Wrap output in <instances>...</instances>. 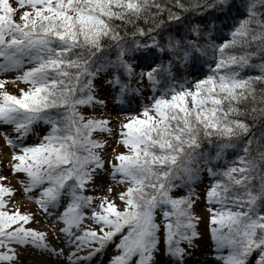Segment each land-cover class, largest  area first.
Masks as SVG:
<instances>
[{
  "label": "snow or ice",
  "instance_id": "obj_1",
  "mask_svg": "<svg viewBox=\"0 0 264 264\" xmlns=\"http://www.w3.org/2000/svg\"><path fill=\"white\" fill-rule=\"evenodd\" d=\"M106 248L264 264V0H0V264Z\"/></svg>",
  "mask_w": 264,
  "mask_h": 264
},
{
  "label": "rangeland",
  "instance_id": "obj_2",
  "mask_svg": "<svg viewBox=\"0 0 264 264\" xmlns=\"http://www.w3.org/2000/svg\"><path fill=\"white\" fill-rule=\"evenodd\" d=\"M6 83H7V85L9 84L8 85L9 87H11L10 84L13 83V82L7 81ZM112 115H113V117H115L116 113L113 112ZM9 181L13 183V186H16L15 185V181H12L10 178H9ZM17 200H18L19 205L21 203L20 208H21L22 211L25 210V208H27L29 211H33V212L36 211V207L37 206L33 202H31V201H29V200H27L25 198H22L19 195L17 196ZM205 211H206V209L203 206V204L201 203V207L197 209L198 214H201V217H202L201 224L199 225V228H200L201 232H205L206 231V226H207L206 219H205V216H204ZM37 218L40 219L39 216ZM110 249L111 248H106L105 251H104L105 253L103 252L101 254V259L99 261H97V263H95V264H108V260H109L110 255H111V250Z\"/></svg>",
  "mask_w": 264,
  "mask_h": 264
},
{
  "label": "trees",
  "instance_id": "obj_3",
  "mask_svg": "<svg viewBox=\"0 0 264 264\" xmlns=\"http://www.w3.org/2000/svg\"><path fill=\"white\" fill-rule=\"evenodd\" d=\"M4 87L6 88V89H8L5 85H4ZM22 87H26V85L24 84V83H22V82H18V83H16L14 86H13V89H12V91L11 92H13V93H17L18 94V90H19V88H22ZM137 103V102H136ZM139 103V102H138ZM118 204H119V202H117Z\"/></svg>",
  "mask_w": 264,
  "mask_h": 264
},
{
  "label": "bare ground",
  "instance_id": "obj_4",
  "mask_svg": "<svg viewBox=\"0 0 264 264\" xmlns=\"http://www.w3.org/2000/svg\"><path fill=\"white\" fill-rule=\"evenodd\" d=\"M99 259H100V254L96 256L95 260L98 261Z\"/></svg>",
  "mask_w": 264,
  "mask_h": 264
}]
</instances>
